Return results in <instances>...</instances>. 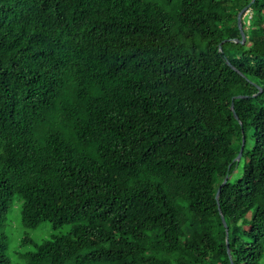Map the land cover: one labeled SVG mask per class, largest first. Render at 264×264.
<instances>
[{
	"label": "trees",
	"instance_id": "obj_1",
	"mask_svg": "<svg viewBox=\"0 0 264 264\" xmlns=\"http://www.w3.org/2000/svg\"><path fill=\"white\" fill-rule=\"evenodd\" d=\"M14 201L17 264H262L264 0H0V264Z\"/></svg>",
	"mask_w": 264,
	"mask_h": 264
},
{
	"label": "rangeland",
	"instance_id": "obj_2",
	"mask_svg": "<svg viewBox=\"0 0 264 264\" xmlns=\"http://www.w3.org/2000/svg\"><path fill=\"white\" fill-rule=\"evenodd\" d=\"M235 177H237V175H235L234 178ZM22 183L23 179L17 177L14 188L22 190ZM19 207L20 203L17 204L14 201L10 206V212L5 220V232L7 233L9 241L8 256L10 257L12 264H17V258H19V253L21 251L23 252L34 249V244L32 243L22 244L21 240L26 234L33 239V242L39 243L41 240L52 238L56 232H62L59 229H52L49 224L48 226L45 223L34 229H25L20 221ZM262 264H264V255L262 257Z\"/></svg>",
	"mask_w": 264,
	"mask_h": 264
},
{
	"label": "water",
	"instance_id": "obj_3",
	"mask_svg": "<svg viewBox=\"0 0 264 264\" xmlns=\"http://www.w3.org/2000/svg\"><path fill=\"white\" fill-rule=\"evenodd\" d=\"M253 1V0H252ZM252 3V2H251ZM251 3L247 6V7H244L239 13H238V26H239V29H240V32H241V38H234V41L236 42H240V43H244L246 41V34H245V31H244V28H243V25H242V15L244 14V12L247 10V8L251 5ZM227 40H223V42H225ZM221 42L220 43V49L222 48L221 44L223 43ZM227 64H229V66H231V68H233L235 71H237L238 73H240L241 75H244L243 72H241L236 66H234L229 60L226 61ZM259 91L254 94V95H257L259 92L262 91V87L260 85H257ZM248 95H237L235 97H239V98H242V97H247ZM231 109L233 111V114L235 116V118L239 119V116L238 114L236 113L235 111V108H234V103L231 104ZM240 124L242 123L241 120H239ZM244 144H245V138L243 136L242 138V146H241V149L238 153V155L236 156L235 160L236 161H239L242 157V153H243V149H244ZM229 179V175H226V177L224 178L222 184L220 185L218 191H217V194H216V200H217V203H218V208H219V211H220V214H221V219H222V222L226 228V231H227V236H226V244H227V251L228 253L230 254V248H229V238H228V228H227V222H226V219H225V216L220 208V191H221V187L228 181ZM232 264L233 261H232Z\"/></svg>",
	"mask_w": 264,
	"mask_h": 264
}]
</instances>
